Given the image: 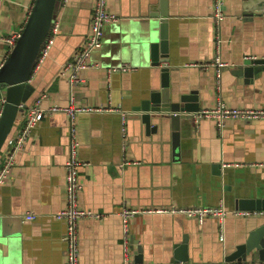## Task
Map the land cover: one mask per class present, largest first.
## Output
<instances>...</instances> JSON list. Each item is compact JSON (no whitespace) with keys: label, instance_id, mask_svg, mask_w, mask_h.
Listing matches in <instances>:
<instances>
[{"label":"crops","instance_id":"crops-1","mask_svg":"<svg viewBox=\"0 0 264 264\" xmlns=\"http://www.w3.org/2000/svg\"><path fill=\"white\" fill-rule=\"evenodd\" d=\"M240 0H224L225 16L216 27L212 0H107L117 22L104 26L101 45L91 53L97 65L77 72L65 65L89 34L92 0L59 3L51 47L33 71V91L10 133L22 127V112L41 98V106H112L120 111L80 113L75 118L82 183L79 203L101 214L78 222L81 264H122V206H216L237 208L239 198L264 197V120L179 118L157 132L144 130L135 110L151 90L160 89V67L168 68V91L192 92L199 109L217 97L228 106H264V73L245 80L235 74L246 56L264 58L261 23L244 18ZM33 0H0V37L21 31ZM166 14V60L152 64L150 43ZM216 35L218 42L216 44ZM0 39V64L8 55ZM216 57L229 63L215 87ZM127 64L130 69L107 72ZM63 72V73H62ZM3 97L0 94V111ZM198 109V110H199ZM126 133H122L121 113ZM69 119L46 112L30 131L6 181L0 185V264H63L64 223L54 217L63 207L64 162ZM239 164V165H232ZM26 213L33 218H25ZM264 216L228 212L220 237L212 218L201 224L182 214L141 213L130 222L132 264H215L243 242ZM185 238V243H184ZM184 243V244H183ZM139 246L140 253L137 250ZM140 254V257H139ZM247 259H259L257 251Z\"/></svg>","mask_w":264,"mask_h":264},{"label":"built area","instance_id":"built-area-1","mask_svg":"<svg viewBox=\"0 0 264 264\" xmlns=\"http://www.w3.org/2000/svg\"><path fill=\"white\" fill-rule=\"evenodd\" d=\"M66 0H61L65 2ZM34 2V0H33ZM92 12L90 16L89 34L83 44L74 52L72 60L68 62L64 70L70 69L71 74L68 77V81L71 84L79 82L77 72L86 69L90 66L97 65L91 61V53L98 48L102 43L103 29L108 23L117 22L119 17L117 14L108 9L107 0H92ZM224 0H212L211 3V15L214 19L216 27L219 26L223 20L225 13L223 10ZM58 30V24L52 23L49 34L40 50L37 57L33 71H35L42 60L48 53L54 34ZM20 34L19 32H13L5 37H0L8 45V51L15 44L16 39ZM216 44L218 42V36L216 35ZM252 58V56H246L245 58ZM200 66L214 67L215 72V87L218 90L220 86L222 69L229 66V63L216 57L210 62H201ZM130 69L127 64H121L115 67H109L108 73L113 71H123ZM63 73V72H62ZM102 111H120L117 107L110 105L103 106L102 104L93 106L88 104H76L73 99L69 104L61 106L53 104L48 107L41 106V98L39 97L34 101L32 105L27 107L23 112V124L22 127L16 133H9L3 146L0 149V185H2L8 178L11 168L14 163V156L17 151L22 149L30 131L32 128L42 119L46 112H63L68 116L69 127V140L67 156L64 162V197L65 202L62 208L55 212L54 217L64 223L63 239L65 242V254L63 264H81L79 261V234H78V222L81 218H98L101 214L93 212L92 210L85 208L79 203L80 191L82 189V183L79 178V168L84 164L78 156L79 142L76 135L75 118L80 113L88 112H102ZM192 118L195 121L201 118L211 119L217 130H220L225 121L228 120H264V106L260 107H234L228 106L217 97L215 104L210 108L199 109L192 113ZM122 121V133L125 135V113H121ZM264 165V163H255L249 165ZM239 165V164H232ZM231 213L237 216H264L263 210H227L223 203H219L216 206H122L119 210V217L121 222L122 233V264H132V249L130 239V222L131 219L141 213H166V214H182L189 218L195 219L198 223H202L206 218H212L218 225V231L220 237L223 235V222L227 217V214ZM25 218H33V214L26 213ZM226 264H264L263 259H245L241 261H231Z\"/></svg>","mask_w":264,"mask_h":264},{"label":"water","instance_id":"water-1","mask_svg":"<svg viewBox=\"0 0 264 264\" xmlns=\"http://www.w3.org/2000/svg\"><path fill=\"white\" fill-rule=\"evenodd\" d=\"M61 0H34L26 22L22 27L15 44L5 60L0 64V94L3 105L0 111V149L9 135L15 119L26 107L33 86L30 77L41 48L51 29L54 12ZM240 13L245 19L261 23L264 29V0H240ZM157 26L159 34L150 43L152 64L159 65L165 61L167 53L166 14L160 13ZM264 73V58H245L235 74L243 75L245 80L253 79ZM168 68L160 67V89L151 90L135 108L138 120L144 125L146 133L157 132L179 118H191V113L198 111L197 97L194 93L175 95L168 91ZM239 210H263L264 197L239 198ZM184 238V243H185ZM183 243V244H184ZM140 247L137 250L140 253ZM257 251L258 258L264 260V220L252 228L246 239L237 244L233 251L224 256L221 262L245 260L247 255ZM140 257V254H139Z\"/></svg>","mask_w":264,"mask_h":264}]
</instances>
